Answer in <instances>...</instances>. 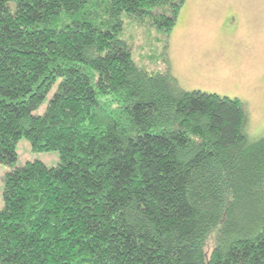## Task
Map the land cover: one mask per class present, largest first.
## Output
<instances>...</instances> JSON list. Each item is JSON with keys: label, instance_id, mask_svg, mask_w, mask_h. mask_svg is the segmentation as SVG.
<instances>
[{"label": "trees", "instance_id": "1", "mask_svg": "<svg viewBox=\"0 0 264 264\" xmlns=\"http://www.w3.org/2000/svg\"><path fill=\"white\" fill-rule=\"evenodd\" d=\"M183 3L0 0V264H264V131L126 35L165 48Z\"/></svg>", "mask_w": 264, "mask_h": 264}, {"label": "rangeland", "instance_id": "2", "mask_svg": "<svg viewBox=\"0 0 264 264\" xmlns=\"http://www.w3.org/2000/svg\"><path fill=\"white\" fill-rule=\"evenodd\" d=\"M182 5L165 48L160 30L147 23L140 27L127 24L133 57L154 70L167 66L166 57L183 89L238 97L247 114L246 131L254 135L263 132L264 0H184ZM16 152V165L35 159L47 165L58 162L56 151H34L23 137ZM8 169L0 163V206L2 176Z\"/></svg>", "mask_w": 264, "mask_h": 264}]
</instances>
